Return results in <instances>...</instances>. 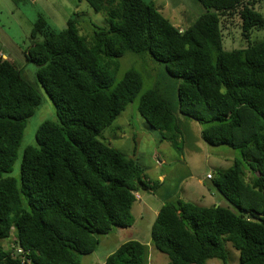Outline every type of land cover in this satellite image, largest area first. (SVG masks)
Listing matches in <instances>:
<instances>
[{"label": "trees", "instance_id": "trees-1", "mask_svg": "<svg viewBox=\"0 0 264 264\" xmlns=\"http://www.w3.org/2000/svg\"><path fill=\"white\" fill-rule=\"evenodd\" d=\"M84 1L106 20L90 40L77 13L60 30L41 14L32 22L24 56L36 64V81L57 119L38 126L18 178L1 173L10 171L41 95L0 55V264H79L97 248L98 235L133 224L139 190L155 191L136 159L101 136L142 86L134 68L115 80L126 52L149 54L177 78L173 102L153 87L137 103L161 139L175 146L183 137L181 121L193 119L208 123L200 130L204 142L237 153L228 169L207 177L232 207L168 199L152 222L149 244L166 254V264L211 258L228 264L227 242L240 264H264V38L232 50L222 43L233 16L247 40L251 29L264 28L255 9L260 0H198L205 11L185 29L149 0ZM12 233L15 247L7 248ZM148 257L147 244L128 239L103 264H149Z\"/></svg>", "mask_w": 264, "mask_h": 264}, {"label": "rangeland", "instance_id": "rangeland-1", "mask_svg": "<svg viewBox=\"0 0 264 264\" xmlns=\"http://www.w3.org/2000/svg\"><path fill=\"white\" fill-rule=\"evenodd\" d=\"M149 1H152L163 16L180 29L190 26L205 11L198 0ZM255 9L264 16V0H260ZM73 13L78 14L77 20L81 34L89 40L95 27L106 25L105 14L93 11L84 0H0V49L15 62L26 79L36 83L41 95L40 104L26 121L11 169L9 172L1 173V176L19 177L22 152L25 147L35 144V133L38 126L43 121L57 119L52 101L36 81V64L28 61L24 56V50L30 43L32 22L41 14L54 29L60 30ZM222 38L224 49H238L245 47L247 41L254 42L264 38V28L251 29L247 40L242 36L239 17L233 16L228 19L225 28L222 29ZM129 68H134L140 73L141 89L112 124L101 130V136L125 156L135 158L151 179H155L160 172L166 174L164 186L168 187L169 191L174 188L176 191L178 188H183L182 199H190L200 205H207L212 200L208 189L214 191L215 188L211 179H207L206 175L215 176L217 171L228 169L234 157L237 156L236 151L227 145H210L204 142L200 136V130L207 127L208 123H198L193 119H188L189 123L181 121L183 137L175 146L161 139V132L150 128L142 119L137 111V103L140 95L153 87L168 94L173 102L176 98L174 88L177 85V78L170 76L163 64L152 59L149 54L139 55L126 52L119 58V67L114 73L115 80H120L124 71ZM199 179L203 181V187L198 183ZM191 184L194 185V189L190 191L192 193H189L186 186H191ZM146 191V189L139 190L138 194L145 195ZM201 194H205L204 197H201ZM217 199L220 200L218 201L220 205L232 207L226 199L218 197ZM146 211L143 217L139 218L135 210L133 212L134 225L130 227H114L109 233L98 235L97 248L87 255H82L79 264H103L105 257L124 241L128 239L147 240L150 231L148 229L154 218L149 210ZM14 240V233H12L8 239L7 248L15 247ZM149 240L150 237L147 240L148 243ZM225 248L228 253V264H240L238 251L228 242ZM148 254L149 264L168 262L166 254L150 244ZM206 264L223 263L220 259L211 258L206 261Z\"/></svg>", "mask_w": 264, "mask_h": 264}, {"label": "crops", "instance_id": "crops-1", "mask_svg": "<svg viewBox=\"0 0 264 264\" xmlns=\"http://www.w3.org/2000/svg\"><path fill=\"white\" fill-rule=\"evenodd\" d=\"M0 55L3 58H6V59L13 61L8 56V54L1 49H0ZM159 163H162V161H159ZM166 177H167L166 174H163L162 172L158 173L156 175L155 179H152L153 181H151V183H150V184H152V186H155V191H153L152 188H148V189H146L147 191H146L145 195H140L137 193L139 195V197L136 199V201L132 205V214L136 210L138 217L142 218L143 213L147 212L146 210H149L151 212L153 218H155L157 211L163 202H165L168 199H173V198H177V197L181 198V194H184L183 188H178L177 191H176V188H174L171 191H169V188L164 186ZM206 178H207V175H206ZM207 179H211V178H207ZM198 183L203 187V181L201 179L198 180ZM193 186H194L193 184H191V186L187 185L186 190L189 193H192L190 191H192L194 189ZM208 192L210 193L212 200L209 201L207 203V205H212L214 203L219 204L218 201H220V200H218L217 197L222 198L221 195L219 194V192L216 189L214 191H211L210 189H208ZM189 193H186V194H189ZM204 195L205 194H201V197H204ZM197 198L198 197H196V199ZM188 200H190V199H188ZM191 201H194V200H191ZM149 205H150V208H149ZM132 225H134V223ZM148 230H150V229H148ZM148 238H149V236H148ZM148 238H147V240H148ZM147 240H145L143 242L145 244L149 245Z\"/></svg>", "mask_w": 264, "mask_h": 264}, {"label": "built area", "instance_id": "built-area-1", "mask_svg": "<svg viewBox=\"0 0 264 264\" xmlns=\"http://www.w3.org/2000/svg\"><path fill=\"white\" fill-rule=\"evenodd\" d=\"M207 177H210V174H207ZM138 197V196H137ZM19 251V250H18Z\"/></svg>", "mask_w": 264, "mask_h": 264}, {"label": "water", "instance_id": "water-1", "mask_svg": "<svg viewBox=\"0 0 264 264\" xmlns=\"http://www.w3.org/2000/svg\"><path fill=\"white\" fill-rule=\"evenodd\" d=\"M3 58V57H2Z\"/></svg>", "mask_w": 264, "mask_h": 264}]
</instances>
